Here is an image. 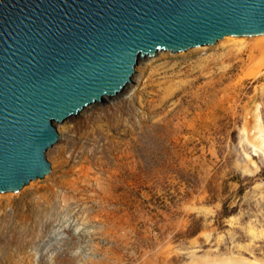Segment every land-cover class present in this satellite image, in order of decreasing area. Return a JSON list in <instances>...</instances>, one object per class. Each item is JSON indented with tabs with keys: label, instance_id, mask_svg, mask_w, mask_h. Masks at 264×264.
Masks as SVG:
<instances>
[{
	"label": "rangeland",
	"instance_id": "1",
	"mask_svg": "<svg viewBox=\"0 0 264 264\" xmlns=\"http://www.w3.org/2000/svg\"><path fill=\"white\" fill-rule=\"evenodd\" d=\"M134 71L117 98L55 124L47 176L1 194L0 264H45L30 248L43 242L52 264H264V155L241 132L256 107L264 128V38L161 52ZM64 209L80 230L57 248L47 231Z\"/></svg>",
	"mask_w": 264,
	"mask_h": 264
},
{
	"label": "water",
	"instance_id": "2",
	"mask_svg": "<svg viewBox=\"0 0 264 264\" xmlns=\"http://www.w3.org/2000/svg\"><path fill=\"white\" fill-rule=\"evenodd\" d=\"M264 34V0H0V193L50 172L55 124L116 97L139 58Z\"/></svg>",
	"mask_w": 264,
	"mask_h": 264
},
{
	"label": "bare ground",
	"instance_id": "3",
	"mask_svg": "<svg viewBox=\"0 0 264 264\" xmlns=\"http://www.w3.org/2000/svg\"><path fill=\"white\" fill-rule=\"evenodd\" d=\"M263 38H264V34L257 35V36H247V37L227 36L221 40L232 42V45L236 48V51H239L242 48H244V44L246 43V40L255 39L256 41L261 42V40ZM197 48H200V47H197ZM161 52H163V51H157L155 53V56H157V54L159 55V53H161ZM147 59H149V57L145 56L143 58H139V61L140 60H147ZM133 78H134V75L132 76V79ZM132 79H131V82L124 87L123 91L130 88V86L132 85ZM262 92H263V98H264V89ZM121 93H119L114 98H117ZM114 98H111V99H114ZM104 101H106V99H104ZM97 104H100V103H96L95 105H97ZM241 132L243 135V139L245 141H248L249 144L251 145L252 151L253 152H255V151L261 152L264 155V128H263L262 122L260 120V114H259L258 107H256V110L253 113V117L250 120V122H246L243 125ZM1 194H4V193H0V196H1ZM62 211L60 213L56 214V217L52 220V223H49V224H56V225L55 226L51 225V227L49 226V230L47 231V236L48 237L51 236V237H53V239H55V246H57V248H60V244L62 243L63 229L69 228L72 231V233L75 235L80 230L79 229L80 226H78L77 224H73L70 221V217H69L70 215H69L68 211L66 209H64L63 212ZM42 221H43V219L41 218L39 220L40 225H42ZM41 237H43V236H41ZM74 247H75V250L72 253L74 254V256L76 258H80L81 260L83 258H86L85 256H87V255H85L84 242H82V243L79 242V243L75 244ZM30 248L36 254V258H35L36 262L38 260L39 255H41V253H43L46 255V259H45L46 263L45 264H52V257H53L55 252L53 250V245L51 243L43 242V244L32 245V246H30ZM83 263L85 264V262H83ZM244 263H245V261H243L242 258H238V257H234V256H231V257L226 258V259H221V260L217 259V260H213V261H209V262L198 258V259H194L190 262V264H244ZM255 264H261V263L256 262Z\"/></svg>",
	"mask_w": 264,
	"mask_h": 264
}]
</instances>
